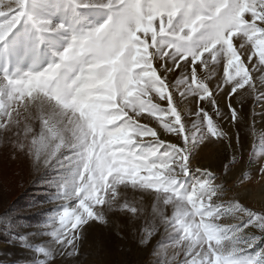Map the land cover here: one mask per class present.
Listing matches in <instances>:
<instances>
[{"label": "snow or ice", "instance_id": "obj_1", "mask_svg": "<svg viewBox=\"0 0 264 264\" xmlns=\"http://www.w3.org/2000/svg\"><path fill=\"white\" fill-rule=\"evenodd\" d=\"M0 149V264H264V0H0Z\"/></svg>", "mask_w": 264, "mask_h": 264}, {"label": "rangeland", "instance_id": "obj_2", "mask_svg": "<svg viewBox=\"0 0 264 264\" xmlns=\"http://www.w3.org/2000/svg\"><path fill=\"white\" fill-rule=\"evenodd\" d=\"M257 121L259 122V116L257 115ZM251 141H249L250 146ZM211 155L210 149H204L203 151L198 152V159L206 162L207 159ZM195 164V161H193ZM241 169L244 168V165H239ZM14 173H19L23 175L21 168L14 162L8 160L6 161L4 158L3 149H0V212H3L6 207H13V204L22 196L28 195L32 188H36L38 184H30L25 182V180H17L13 178ZM232 180H235V177H231ZM7 180V184L5 185L3 182ZM31 188V189H30ZM258 193V190H257ZM258 198V194H257ZM32 201V200H31ZM30 201V202H31ZM21 207L20 209L28 208L29 204ZM34 215V214H29ZM33 220V219H32ZM35 220L31 221L34 222ZM30 222V221H29ZM101 234H107V230L103 229V226H99L95 229L92 233L93 238H98ZM112 235L115 237V233L113 232ZM2 237L4 239H2ZM6 235L0 231V260H6L13 258L12 256H7L6 253H14L15 258H19L23 260L25 253L20 251L17 248H12L11 246H6ZM119 238L116 237L114 244H119ZM91 240L89 242L90 246Z\"/></svg>", "mask_w": 264, "mask_h": 264}, {"label": "trees", "instance_id": "obj_3", "mask_svg": "<svg viewBox=\"0 0 264 264\" xmlns=\"http://www.w3.org/2000/svg\"><path fill=\"white\" fill-rule=\"evenodd\" d=\"M38 187L36 188H30L31 191L28 195H24L22 197H20L14 204L13 207L20 209L21 207L25 206L26 204H28L31 200H33L37 195H38ZM36 219L35 215H29L28 217H26V220H29L30 222ZM2 239H4L2 237Z\"/></svg>", "mask_w": 264, "mask_h": 264}]
</instances>
